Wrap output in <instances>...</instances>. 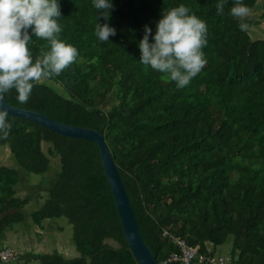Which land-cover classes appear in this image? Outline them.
<instances>
[{
    "label": "trees",
    "instance_id": "16d2710c",
    "mask_svg": "<svg viewBox=\"0 0 264 264\" xmlns=\"http://www.w3.org/2000/svg\"><path fill=\"white\" fill-rule=\"evenodd\" d=\"M59 2L61 39L78 49L76 61L37 82L27 103L18 101L15 89L5 100L103 133L141 233L159 261L179 249L171 236L209 255L216 254L212 245L232 237L233 264H264V34L251 31L264 11L250 16V29L243 32L230 14L233 0H226L222 15L220 0H112L107 22L117 34L102 42L95 27L103 10L93 0ZM244 3L255 12L260 0ZM180 4L208 27L207 63L184 88L142 64L139 48L145 25L154 42L163 11ZM30 48L36 56L50 45L33 35ZM8 121L12 129L0 145L10 148L21 168L0 163V239L30 212L39 225L67 219L78 251L72 258L15 251L10 261L139 264L125 239L98 145L24 117L9 114ZM56 162L49 187L38 194L40 203L18 195L23 174H45Z\"/></svg>",
    "mask_w": 264,
    "mask_h": 264
},
{
    "label": "clouds",
    "instance_id": "9594fccd",
    "mask_svg": "<svg viewBox=\"0 0 264 264\" xmlns=\"http://www.w3.org/2000/svg\"><path fill=\"white\" fill-rule=\"evenodd\" d=\"M226 0L216 5L217 14L224 13ZM93 6L103 10L95 27L102 42L117 34L107 21L114 5L112 0H93ZM243 32L250 29L246 20L251 9L244 0H233L230 9ZM103 17L104 23L99 19ZM61 5L59 0H0V99L15 89L20 103H27L34 85L42 78L60 75L79 55L78 49L61 39ZM30 30V31H29ZM35 38L48 42L50 50L41 48L34 56L30 45ZM152 28L145 25V34L139 42L140 62L166 74L178 88L190 84L207 60L203 48L207 45L208 27L184 4L163 11L156 24L154 42H150ZM9 112L0 104V138L7 139L12 129Z\"/></svg>",
    "mask_w": 264,
    "mask_h": 264
},
{
    "label": "rangeland",
    "instance_id": "374dc122",
    "mask_svg": "<svg viewBox=\"0 0 264 264\" xmlns=\"http://www.w3.org/2000/svg\"><path fill=\"white\" fill-rule=\"evenodd\" d=\"M262 11H264V0H260L259 8L255 12H251L252 17H260ZM254 36L258 34H264V17L254 28L251 29ZM114 102V95L110 97L106 107L109 108ZM0 163L9 166L19 167V164L6 145H0ZM58 166L51 167L50 171L42 175H30L23 174L17 185L18 195L23 198H30L31 203H40L41 197L39 192H44L47 189L54 177L55 170ZM64 226L61 228L60 226ZM72 226L67 219H46L42 224L35 223L31 213L29 212L22 224H16L11 226L0 239V247H7L13 252H22L31 255H38L43 253L60 252L67 258H72L78 254L76 249L74 238L72 235ZM217 254L227 255L233 249V238L230 237L226 242L221 245L213 246ZM3 264H41L37 258L31 259H19L14 261H8Z\"/></svg>",
    "mask_w": 264,
    "mask_h": 264
},
{
    "label": "water",
    "instance_id": "95a60500",
    "mask_svg": "<svg viewBox=\"0 0 264 264\" xmlns=\"http://www.w3.org/2000/svg\"><path fill=\"white\" fill-rule=\"evenodd\" d=\"M0 104L7 108L9 114L30 119L61 135L94 141L100 149L104 173L112 191L125 239L132 253L139 264H160L141 233L129 195L103 133L93 127L65 123L37 110L12 105L4 97L0 99Z\"/></svg>",
    "mask_w": 264,
    "mask_h": 264
},
{
    "label": "built area",
    "instance_id": "2783aa9c",
    "mask_svg": "<svg viewBox=\"0 0 264 264\" xmlns=\"http://www.w3.org/2000/svg\"><path fill=\"white\" fill-rule=\"evenodd\" d=\"M168 233L167 230L164 231ZM178 244V251H174L171 255L160 264H233L230 254L209 255L199 250L198 245H191L185 239L171 236ZM16 253L9 248H0V259L10 261L16 257Z\"/></svg>",
    "mask_w": 264,
    "mask_h": 264
},
{
    "label": "crops",
    "instance_id": "0c3cea01",
    "mask_svg": "<svg viewBox=\"0 0 264 264\" xmlns=\"http://www.w3.org/2000/svg\"><path fill=\"white\" fill-rule=\"evenodd\" d=\"M229 254V253H228Z\"/></svg>",
    "mask_w": 264,
    "mask_h": 264
}]
</instances>
